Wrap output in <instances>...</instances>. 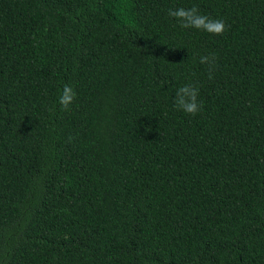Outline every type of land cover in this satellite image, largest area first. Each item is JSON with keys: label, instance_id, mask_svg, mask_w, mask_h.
<instances>
[{"label": "trees", "instance_id": "obj_1", "mask_svg": "<svg viewBox=\"0 0 264 264\" xmlns=\"http://www.w3.org/2000/svg\"><path fill=\"white\" fill-rule=\"evenodd\" d=\"M0 264H264V0H0Z\"/></svg>", "mask_w": 264, "mask_h": 264}, {"label": "clouds", "instance_id": "obj_2", "mask_svg": "<svg viewBox=\"0 0 264 264\" xmlns=\"http://www.w3.org/2000/svg\"><path fill=\"white\" fill-rule=\"evenodd\" d=\"M168 15L175 19L183 29L204 31L214 36H222L226 30L223 20L213 19L208 15L201 14L198 6L195 5L190 8L179 7L169 9ZM214 60L215 56H201L199 62L202 65H209V71L211 72V62ZM198 96L199 90L195 85H182L175 90L172 97L173 107L177 111H182L186 115L195 116L202 108ZM75 100L76 93L73 86L65 84L57 100L59 108L63 111H67ZM71 139L72 138L70 137L69 141H71Z\"/></svg>", "mask_w": 264, "mask_h": 264}]
</instances>
